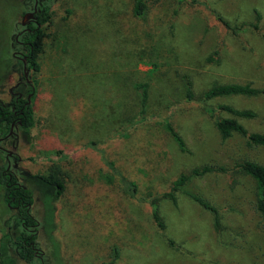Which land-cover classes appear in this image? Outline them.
<instances>
[{
	"label": "rangeland",
	"instance_id": "374dc122",
	"mask_svg": "<svg viewBox=\"0 0 264 264\" xmlns=\"http://www.w3.org/2000/svg\"><path fill=\"white\" fill-rule=\"evenodd\" d=\"M46 1L51 22L32 74L14 39L33 19L35 0H0V96L21 92L29 78L36 119L30 139L17 129L2 147L18 182L33 192V241L43 262L20 256L16 208L0 206V264H264V215L247 175L235 182L215 173L192 177L174 192L175 202L161 196L202 164L264 163V147L239 133L223 139L184 88L187 76L196 95L213 83L264 88V0L170 2L162 11L147 0L144 20L130 13L131 0ZM136 82L148 85L147 118L128 127L139 109ZM208 102L252 110L255 116L240 122L264 132L263 94ZM54 163L63 170L59 197L40 178ZM116 171L134 181L133 196ZM190 194L219 210L218 226ZM153 202L164 228L153 218Z\"/></svg>",
	"mask_w": 264,
	"mask_h": 264
},
{
	"label": "trees",
	"instance_id": "16d2710c",
	"mask_svg": "<svg viewBox=\"0 0 264 264\" xmlns=\"http://www.w3.org/2000/svg\"><path fill=\"white\" fill-rule=\"evenodd\" d=\"M197 0H152L151 3L158 5L165 10L170 2L195 4ZM171 3V4H172ZM148 11L147 0H131L130 13L136 20H144ZM177 7L173 9L177 13ZM33 19L27 21V28L19 33L14 42L21 44L24 66L32 73L39 71L38 57L44 49V38L47 36L45 31L51 22L50 5L46 0H39L37 8L34 10ZM225 26L228 23L222 18H218ZM218 55V51L214 52ZM13 59V56L12 58ZM208 62L213 60V56L206 59ZM185 98L189 102L196 101L201 104L202 108L214 119V124L220 136L225 139L233 133H239L247 139L250 146L264 147V132H249L248 129L240 122L239 118L254 117L255 113L250 109H237L229 104L219 103L210 104L213 98L229 95L257 96L264 95V88L252 86L250 83H213L206 90L196 95L192 88V80L187 76L184 77ZM138 99L139 109L133 119L126 126H134L146 120V104L148 99L147 83L136 82L134 84ZM34 86L29 78H23L22 91L13 94L8 100L0 96V206L5 209L16 208L11 219L15 220L20 245V256L27 261H31L34 249L30 241L35 238L37 220L31 214L30 206L33 203V192L30 188L18 182L17 174L9 167L5 156L2 143L11 139L17 129L26 134L30 139V128L34 126L35 112L31 99L33 98ZM219 112L231 114L230 117L219 116ZM166 130L176 142L181 151H187V147L181 135L173 128L168 119L164 120ZM117 172V171H116ZM215 173L232 177L235 182L238 175H247L253 179L255 184V209L264 215V163H258L250 159L237 161L231 168L223 165L202 164L193 167L188 173H181L172 184L169 191L162 193L161 196L169 197L175 202L174 192L185 184L192 177L202 178L208 174ZM125 191L133 196L136 192V184L120 172H117ZM41 180L49 184L54 191V196L59 197L64 190L63 170L58 163L49 167L46 175L40 177ZM190 197L202 208L210 211L214 216V224L219 225V210L204 198L190 194ZM152 215L160 228L164 225L160 222L157 205L153 202ZM29 228V229H28ZM2 237L8 238V234L2 232ZM25 239V242L23 241ZM1 251V248H0Z\"/></svg>",
	"mask_w": 264,
	"mask_h": 264
},
{
	"label": "flooded vegetation",
	"instance_id": "af4514ba",
	"mask_svg": "<svg viewBox=\"0 0 264 264\" xmlns=\"http://www.w3.org/2000/svg\"><path fill=\"white\" fill-rule=\"evenodd\" d=\"M39 2V0H35V8H34V10L37 8L36 7V4ZM33 10V11H34ZM25 29V28H24ZM24 29H22V30H24ZM21 32V31H20ZM19 34V33H18ZM17 38V37H16ZM23 64H24V59H23ZM29 229V228H28ZM23 241L25 242V239L23 238ZM30 245H31V247L34 249V256H33V258H37V260H39V258L42 256L41 254H42V252H38V251H36V247H35V245H34V241H30ZM40 261V260H39ZM41 263H43L42 261H40Z\"/></svg>",
	"mask_w": 264,
	"mask_h": 264
},
{
	"label": "water",
	"instance_id": "95a60500",
	"mask_svg": "<svg viewBox=\"0 0 264 264\" xmlns=\"http://www.w3.org/2000/svg\"><path fill=\"white\" fill-rule=\"evenodd\" d=\"M25 67V66H24Z\"/></svg>",
	"mask_w": 264,
	"mask_h": 264
}]
</instances>
